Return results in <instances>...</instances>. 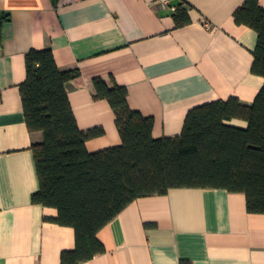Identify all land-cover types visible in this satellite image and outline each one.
<instances>
[{
	"label": "crops",
	"instance_id": "crops-1",
	"mask_svg": "<svg viewBox=\"0 0 264 264\" xmlns=\"http://www.w3.org/2000/svg\"><path fill=\"white\" fill-rule=\"evenodd\" d=\"M183 2L190 22L176 27ZM244 0H0V264H60L74 230L46 220L55 208L32 203L38 178L19 85L25 53L52 50L58 69H77L65 90L81 130L104 133L89 152L119 145L115 115L93 98L92 79L112 78L131 109L153 118L154 138L182 131L189 109L236 97L250 105L264 78L251 72L256 32L236 24ZM264 8V0H259ZM229 124L246 127L241 119ZM105 251L78 264H264V213L221 188H171L138 197L98 232Z\"/></svg>",
	"mask_w": 264,
	"mask_h": 264
},
{
	"label": "trees",
	"instance_id": "trees-1",
	"mask_svg": "<svg viewBox=\"0 0 264 264\" xmlns=\"http://www.w3.org/2000/svg\"><path fill=\"white\" fill-rule=\"evenodd\" d=\"M233 18L256 32L251 72L264 78V8L259 0H244ZM2 19L8 15L0 25ZM173 20L176 27L190 22L182 1ZM24 61L19 90L26 127L43 133L31 146L39 185L31 201L55 208L57 215L46 220L75 235V247L61 251L60 264L103 253L97 232L108 221L134 199L171 188L241 192L249 213H264V82L250 105L233 96L202 103L188 110L179 135L154 138L153 118L130 108L126 88L94 77L93 98L109 103L121 143L89 152L86 141L104 130H81L76 123L64 84L79 71L58 69L50 48L29 49ZM231 119L247 125H231Z\"/></svg>",
	"mask_w": 264,
	"mask_h": 264
},
{
	"label": "built area",
	"instance_id": "built-area-1",
	"mask_svg": "<svg viewBox=\"0 0 264 264\" xmlns=\"http://www.w3.org/2000/svg\"><path fill=\"white\" fill-rule=\"evenodd\" d=\"M173 9H174V7H173Z\"/></svg>",
	"mask_w": 264,
	"mask_h": 264
}]
</instances>
